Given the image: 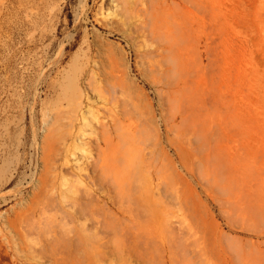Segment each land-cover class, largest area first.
<instances>
[{"label": "rangeland", "instance_id": "obj_1", "mask_svg": "<svg viewBox=\"0 0 264 264\" xmlns=\"http://www.w3.org/2000/svg\"><path fill=\"white\" fill-rule=\"evenodd\" d=\"M142 261L264 264V0H0V264Z\"/></svg>", "mask_w": 264, "mask_h": 264}, {"label": "bare ground", "instance_id": "obj_2", "mask_svg": "<svg viewBox=\"0 0 264 264\" xmlns=\"http://www.w3.org/2000/svg\"><path fill=\"white\" fill-rule=\"evenodd\" d=\"M124 5H126V3H127V0H120ZM128 4H129V0H128ZM137 5H139V4H137ZM139 8H140V6H138ZM170 7H172V6H170V5H167L166 3H163V4H161V3H158V6H155V7H151L148 11H146L147 13H148V15L150 16H148L147 17V22L149 21V23H150V25L147 23V25H148V27H147V33H146V35L144 36V38L145 37H147V38H149V39H152L151 41H154L155 42V47H156V50L157 51H159V52H161L165 57H166V62L167 63H171L172 65H175V66H178V67H180V66H183V64H184V61H185V57H184V50L182 49V48H180V50L179 51H177V46L179 45V39H177V38H173V37H171L170 38V36L168 35L169 34V32H167L166 33V31H165V29H164V26H163V24H162V20H161V17L164 15V16H166L165 14L167 13V10L168 9H170ZM142 10H143V13H144V11H145V9L144 8H141ZM147 13H145V15L147 14ZM144 15V16H145ZM148 18H149V20H148ZM167 18V17H166ZM145 19H146V16H145ZM151 19V20H150ZM151 21V22H150ZM166 22V21H165ZM168 22V21H167ZM169 23V22H168ZM174 25H176L175 23H174ZM177 27V26H176ZM175 27V28H176ZM173 32V31H172ZM174 37H175V35H174ZM127 64V63H126ZM153 70H156V69H158L159 68V66L158 65H155V66H153V67H151ZM127 69H128V67H127ZM116 74H118V73H116ZM117 78L119 77L118 75H115ZM116 77H114L115 79L114 80H116L117 81V79H116ZM150 80L152 81L153 79L152 78H150ZM187 104V101H184L183 102V104H182V114H183V116L184 117H186L187 119H189V116H190V111H189V107L186 105ZM191 124H194V123H191ZM197 130H198V132H199V128H197ZM204 147V146H203ZM209 152V151H208ZM209 157V155H208V153H207V151H206V154L205 155H203V161L205 162V165H206V167L207 168H210V170H211V173H214L215 172V167H214V165L210 162V159L208 158ZM213 183H214V187L215 188H218V186H220V184H218V181L216 182V180L215 181H213ZM220 189V188H219ZM221 190V189H220ZM152 195V194H151ZM232 202V201H231ZM180 209V208H179ZM157 212V211H156ZM184 214V213H183ZM133 228V227H132ZM128 230V229H127ZM125 233L127 234V233H130V235H132V233L133 232H129V231H125ZM136 234H137V232H136ZM128 235V234H127ZM129 235V236H130ZM126 236V235H125ZM143 236V235H142ZM52 237L54 238V239H56V237H54L53 235H52ZM128 237V236H127ZM135 237H139V236H136L135 235ZM141 237V236H140ZM53 238H51L52 240H53ZM72 239V238H71ZM135 239H137V241L138 240H140L139 241V245H141L142 246V250L141 251H144V249H147V241H144V240H142L141 241V239H138V238H135ZM73 240V239H72ZM71 240V241H72ZM54 242H55V240H54ZM140 242H141V244H140ZM62 243H64V241H62ZM55 244V243H54ZM59 244H61V241H60V243ZM59 244H55V247L56 246H58V247H63V244H61L60 246H59ZM64 244H66V245H68L67 243H64ZM66 245H65V247H66ZM72 246V245H71ZM73 246H74V244H73ZM69 247H70V243H69ZM69 247H66L65 249H68ZM136 247H138L137 245H136ZM128 248V247H127ZM139 248V247H138ZM55 249H57V248H55ZM62 249V248H61ZM64 249V251L66 252L67 250H65ZM70 249V248H69ZM68 249V250H69ZM60 250V249H59ZM138 250V249H137ZM140 250V249H139ZM138 250V251H139ZM63 251V249L61 250V252H59L60 254L61 253H63V255H64V252ZM71 251H73L74 252V250H72L71 249ZM140 251V252H141ZM68 252V251H67ZM73 252H71V254L73 253ZM145 252V251H144ZM144 252H142L141 253V255L144 253ZM58 253V254H59ZM169 253V252H168ZM67 255H70V253L68 254V253H66ZM66 254H65V256H66ZM130 254V253H129ZM56 255V254H55ZM140 255V254H139ZM71 257V256H70ZM142 257H144V256H142ZM58 258V257H57ZM60 258V257H59ZM58 258V259H59ZM64 258V256H62V259ZM66 258H68V257H66ZM146 258V257H145ZM144 259V258H143ZM142 259V260H143ZM57 260V259H56ZM60 260V259H59ZM59 260L57 261V262H59ZM138 260V259H137ZM136 260V261H137ZM64 261V260H63ZM135 261V260H134ZM144 261H145V259H144ZM144 261H142L141 263H139V264H146ZM65 262H66V260H65ZM64 262V263H65ZM63 263V264H64ZM60 264H62L61 262H60Z\"/></svg>", "mask_w": 264, "mask_h": 264}]
</instances>
